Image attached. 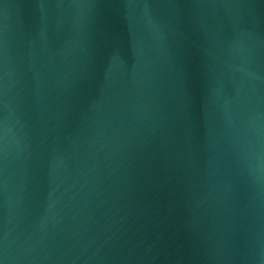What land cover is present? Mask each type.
I'll return each instance as SVG.
<instances>
[{
	"label": "water",
	"instance_id": "1",
	"mask_svg": "<svg viewBox=\"0 0 264 264\" xmlns=\"http://www.w3.org/2000/svg\"><path fill=\"white\" fill-rule=\"evenodd\" d=\"M0 264H264V0H0Z\"/></svg>",
	"mask_w": 264,
	"mask_h": 264
}]
</instances>
